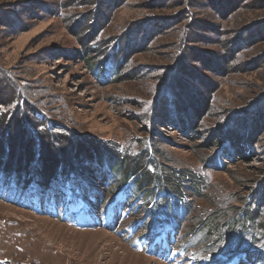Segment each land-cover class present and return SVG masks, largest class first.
Instances as JSON below:
<instances>
[{
  "label": "rangeland",
  "instance_id": "1",
  "mask_svg": "<svg viewBox=\"0 0 264 264\" xmlns=\"http://www.w3.org/2000/svg\"><path fill=\"white\" fill-rule=\"evenodd\" d=\"M97 1L0 0V90L6 101L16 95V101L0 105V115L12 122L22 105L27 119L31 105L73 137L109 141L127 149L129 157L140 154L149 140L164 177L166 169L179 181L177 171L195 175L181 188L189 208L168 222L175 238L152 247L144 240L154 221L152 204L144 199H137L143 203L138 211L127 215L116 208L108 217L98 214L97 199L91 218L79 225L66 216L65 204L41 205L38 211L0 200V264H212L225 259L231 247L236 251L238 240L247 244L253 232L254 241L260 240L255 246H264V204L253 226L226 222L246 208L245 200L264 194V104L258 108L259 124L239 116L251 113L256 120L253 108L264 99V0ZM113 2L116 8L101 27L102 18L97 23L94 17ZM230 4L234 11L225 17ZM140 28L150 29L146 39L132 34ZM93 34L95 45L119 51L124 61L119 80L103 85L93 77L91 65L106 57L94 49L81 55L80 42ZM224 48L226 67L217 56ZM177 85L181 103L193 108L191 135L170 123L147 133L154 124L142 111L162 100V89ZM7 87L10 92L3 90ZM169 117L176 119L172 112ZM232 129L249 133V155L238 156L232 142L220 140L231 137ZM215 142L236 152L231 164L223 159L221 170L208 166ZM262 201L264 195L258 204ZM250 261L244 264H262Z\"/></svg>",
  "mask_w": 264,
  "mask_h": 264
},
{
  "label": "trees",
  "instance_id": "2",
  "mask_svg": "<svg viewBox=\"0 0 264 264\" xmlns=\"http://www.w3.org/2000/svg\"><path fill=\"white\" fill-rule=\"evenodd\" d=\"M99 2L98 0L97 3ZM101 8L104 11L102 15L99 16L98 14V17L95 16L94 18L97 23L102 18L101 27H103V24L109 20L111 13L116 8V3L113 2L112 7L107 10L100 7V11ZM224 11H227L225 16L227 17L231 11H234L232 10V4L225 6ZM6 26L10 27L11 25L7 24ZM149 33L150 29L147 28H140L132 32L136 36L135 39L141 36L142 39H146ZM93 35L84 38V42L79 39L81 41L80 46L84 49L81 55L93 51L106 54V57L100 62H93V65L89 63L92 66L90 69L93 77L98 84L103 85L115 79L119 80L121 78L118 74L119 67L124 62L119 61V58H121L119 51L116 47L106 45L104 47L102 44L95 45L93 41L96 35ZM130 38L131 36L127 37L128 41ZM186 39V35L181 37L180 42L182 45ZM233 43L235 45L238 44V40ZM225 48L217 56L226 67L229 55L227 53L228 49ZM92 49L94 50L92 51ZM230 56L232 57L233 55ZM86 63L88 64V60ZM209 70L215 72L212 68ZM181 89L179 85L164 92L162 89L160 92L163 95L162 100L150 104L146 108L147 110L142 111L141 116L148 117L149 120L147 121L154 124L150 131L146 129L147 133L154 134L161 124L170 123L178 132L185 135L190 132L191 135V125L194 119L191 109L193 108L190 106L189 109V107L184 106V104L187 105L186 102L181 103V97L183 96ZM3 90L10 92L8 87ZM212 92H209L208 97H210ZM1 93L3 91L0 90V105L8 104L12 100L16 101L15 94H11L6 101ZM185 95L186 97L184 98L187 100L189 94L185 93ZM260 104H264V99L258 103L257 108H253V113H255L253 117H256V120L252 119L251 121V113L247 116L242 113L239 116L247 118L252 124H259L257 120L262 121L263 119L262 112L258 111ZM192 105L194 106V104ZM24 112L23 106L20 105L12 122H7L4 118L5 115H0V200L13 206L33 209V206H35L38 211L42 202L46 207L54 201L59 204L66 200L68 208L74 217L75 207H77V212L80 213L91 210L93 200L97 195L99 199L103 200L105 212H108L115 204L120 203L121 199H130L131 202H135L136 199L141 198L146 201V204L150 202L152 204L153 213L151 216L154 221L148 229L149 237H153L158 232L164 221L174 222L175 215L177 216L188 210L189 206L187 201L184 200L181 188L185 185V182L195 181V175L191 172L180 174L177 171L176 176L181 179L182 183H180L176 178L170 177V174L174 173V171L166 169L167 175L164 177L159 169V164L161 163L152 157V149L147 143L149 140L140 150V154L129 157L126 154L127 149L123 150L109 141H93L91 139L84 140L86 138L82 137H73L66 128L52 123L47 120L44 114L34 111L31 105H26L27 119L25 115L23 116ZM170 112L175 115V120L169 117ZM200 113L202 111H199ZM13 123L14 125H12ZM233 123L235 125L238 124L234 121ZM255 125L253 126L255 127ZM232 133L233 135L229 138L226 135L224 137L220 135V140L224 139L222 142L226 140L232 142V145H235V151L238 152V156H241L243 151L246 155H249L251 151V143L248 140L249 133H247V136H242L240 132L234 131V129H232ZM222 142H215L214 144L217 148L212 152V161L208 165L214 170L224 168L225 164L222 162L224 158L229 159L228 164L235 160L234 154L236 152ZM14 144L13 152L12 146ZM9 151L12 152L10 153ZM152 160L155 161L152 162ZM102 164L108 166V172L111 175L110 180L103 181L101 179L102 175L99 171V166ZM92 176L96 179L94 180ZM99 185L102 187H99ZM200 188L202 186L200 184L197 185L195 192L199 193ZM108 192L111 195L106 198ZM118 192H120L121 199L116 196ZM256 193L257 195L256 198L254 196L253 202L245 200L246 208L241 209L236 215L227 219L226 222L230 224L243 222L241 224L243 227L246 222H249L253 226L260 214V207L264 204L263 201L258 204L264 194ZM255 204H258L257 206L259 207H255ZM216 228L217 225L215 226ZM221 234L223 235V233ZM253 235L254 232L249 234L248 237L251 239L246 242L247 244L244 243L240 246V240H238L234 247L236 251L231 247L226 258L230 259L236 254L250 252L255 254L256 252L260 253L264 260V246L258 245L256 247L255 244H260V240L254 241L256 237H253ZM225 259L220 258V260H215L214 262L221 263ZM262 264H264V261Z\"/></svg>",
  "mask_w": 264,
  "mask_h": 264
}]
</instances>
